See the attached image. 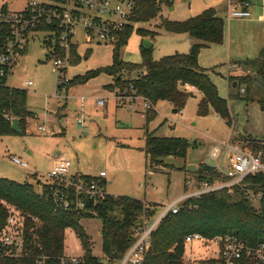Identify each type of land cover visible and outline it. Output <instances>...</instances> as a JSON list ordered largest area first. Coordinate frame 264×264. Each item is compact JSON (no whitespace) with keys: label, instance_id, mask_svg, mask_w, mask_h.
Segmentation results:
<instances>
[{"label":"rangeland","instance_id":"obj_1","mask_svg":"<svg viewBox=\"0 0 264 264\" xmlns=\"http://www.w3.org/2000/svg\"><path fill=\"white\" fill-rule=\"evenodd\" d=\"M249 1H252V13L256 10L255 6H261V0ZM26 3L27 0H0V9L6 6L10 11H22ZM172 8L175 10L171 11ZM209 9L215 10L225 21V30L227 34L231 33L233 51L248 52L251 59L259 58L262 24H231L228 17L230 0H173V6L163 7L155 20L134 25L133 33L120 51V61L141 64L144 40L153 44L150 49L155 61L174 54L189 53L191 40L188 34L168 32L162 27V22H186ZM139 29L148 31L149 36L143 37L138 33ZM78 34L82 60L77 65H72L70 60L64 73L55 66V58L47 49L53 46L52 39L43 34L31 38L25 52L19 55V62L9 78V86L28 92L27 104L34 117L27 119L23 135L0 138V178L31 183L39 191L37 182L45 181L52 160L60 153L61 157L71 161L72 173L97 176L105 171L106 191L110 196H128L144 201L148 207L153 206L155 216L152 221L158 219L176 199L196 191L197 175L203 173L205 167L214 168L221 175L220 179L212 182L221 185L228 181L225 174L232 153L227 145L247 152L264 151V88L255 69H252L254 73L240 65L228 69L226 46H215L202 49L198 62L201 68L209 70L219 95L228 101L232 124H227L213 109L208 116H199L198 104L202 96L185 86L184 89L194 93L195 98L190 99L182 109L183 114L174 113L170 103L162 102L158 106L157 117L147 127L150 132L155 131L156 137L183 138L192 145L196 141V147L188 149L186 159L170 156L159 166L151 165L144 151V129L147 125L144 101L119 106L116 98L129 87L128 82L136 73L129 77L123 72V76L119 75L117 79L102 74L84 85H66L58 90L61 82L113 64V44L86 43L81 30ZM88 52L91 55L87 58ZM247 74L253 77L254 84L251 87H234L235 79ZM28 81H33L34 85L25 86ZM121 81L127 83L122 84ZM109 85H113L111 90ZM242 89L244 93H241ZM98 99H105L106 105L100 107ZM39 127H44L46 132H39ZM217 147L221 152L214 159ZM13 157L27 164V169L13 163ZM190 166L196 167L195 173L188 171ZM191 183L193 186H189ZM252 203L258 208L259 198L252 199ZM80 225L88 236L92 255L106 262L102 250V220L85 218L81 219ZM215 251L217 245L202 237L186 244L184 264L211 258ZM84 255L83 244L76 233L67 230L64 258H82Z\"/></svg>","mask_w":264,"mask_h":264},{"label":"trees","instance_id":"obj_2","mask_svg":"<svg viewBox=\"0 0 264 264\" xmlns=\"http://www.w3.org/2000/svg\"><path fill=\"white\" fill-rule=\"evenodd\" d=\"M172 6L173 0H136L129 24L119 33L113 44V64L76 76L67 85H84L102 74L117 79L123 72L129 77L136 73L129 80V85H133L138 96L153 106L145 112L146 128L157 117L155 107L158 103L168 102L176 112L184 109L189 100L195 98L194 93L184 89L185 86H190L199 90L203 97L198 104L199 116H208L213 109L231 125L228 101L219 95L209 70L201 68L198 62L202 49L224 43L225 22L218 17L215 10L209 9L182 23L163 20L162 27L168 32L186 33L196 41L189 53L174 54L155 61L151 56V49L142 47L141 64L124 63L119 59L121 49L134 31V25L150 23L160 16L163 7ZM2 10L5 11L6 6ZM138 33L145 38L150 34L143 29H139ZM5 36L6 30L0 28V46ZM91 52L87 53V58ZM56 55L62 57L64 54L58 50ZM81 60L77 47H72V65L79 64ZM240 64L248 71L255 69V74L264 88V49L259 58L245 60ZM235 80L236 88L241 85L251 87L254 84L250 74ZM113 85L108 88L111 90ZM238 98L241 97L238 95ZM27 103L26 90L0 83V138L18 135L12 130L14 119L20 121L21 135L24 134L27 119L34 117V112L29 110ZM191 146L195 148L196 141L192 145L183 138H160L147 130L144 151L150 158L151 165L159 166L170 156L186 159ZM197 176L198 180L209 182L221 178L220 173L211 167H205L203 173H198ZM82 178L87 181L93 179L92 176ZM254 198H259L258 208L252 203ZM152 208L153 206L148 207L144 201L128 196H108L98 205L97 218L102 220V250L106 260L102 262L92 255L88 236L80 225L81 219L85 218L71 213H54L53 204L38 194L33 184L0 178V231L11 213L16 211L26 218L25 233L30 241L26 248L27 254L20 259L6 257V249L0 246V264H37L42 257H45L42 264H63L65 233L70 229L76 233L85 250L84 257L76 264H119L135 242L136 231L142 227L144 221H151L155 216V208ZM33 218L39 221L38 229L31 220ZM193 234H199L207 240L233 234L250 245L264 243V174L248 176L241 186L189 200L178 214L166 216L152 233L151 247L144 264H184L185 240Z\"/></svg>","mask_w":264,"mask_h":264},{"label":"built area","instance_id":"obj_3","mask_svg":"<svg viewBox=\"0 0 264 264\" xmlns=\"http://www.w3.org/2000/svg\"><path fill=\"white\" fill-rule=\"evenodd\" d=\"M136 7V0H27L22 11H10L7 7L0 9V28L6 30L5 39L0 46V83L9 86V78L19 62V55L23 54L29 40L36 35L43 34L52 39V47L47 48L55 58V66L61 73L67 68L71 60L72 47L79 52L78 31L81 30L86 43L114 44L121 31L129 24V18ZM251 2L249 0H230V19H248L251 17ZM53 37V38H52ZM62 52V57L56 53ZM68 84V81L58 84V90ZM33 81L25 82V86L32 87ZM194 91L201 92L194 87ZM245 90L242 89L241 93ZM58 95V92H57ZM202 95V94H201ZM119 106L136 104L144 101L146 111L153 106L143 97L138 96L133 85L116 95ZM100 107L106 105L105 99H98ZM180 110L179 114H183ZM145 115V114H144ZM81 122V121H80ZM82 125V122L80 123ZM38 131L45 133L44 127ZM232 157L229 159L225 177L228 181L219 185L215 182L197 179L196 191L190 192L176 199L168 205L160 217L151 222L144 221L142 227L136 231L135 242L125 253L119 264H144L145 257L151 247V236L160 222L169 214L176 215L189 200L200 199L203 195L241 186L243 181L251 175L264 174V151L247 152L239 147L227 145ZM214 159L220 155L221 149L215 148ZM12 162L27 169V164L13 157ZM72 163L68 159L58 156L52 161V166L45 177V181L37 182L38 194L44 196L54 207V213H71L83 218H97V207L108 196L106 191L105 171L100 172L93 179H83L81 173L71 172ZM234 180L233 182L230 181ZM230 181V182H229ZM189 186H193L191 183ZM39 228V221L31 219ZM26 218L14 211L0 231V246L6 249V257L20 259L24 257L30 243L26 237ZM202 236L193 234L186 237V244L201 240ZM217 245V251L208 259L193 264H264V243L250 245L233 234H225L210 239ZM0 247V248H1ZM38 260L37 264H42ZM80 258H62V263H78Z\"/></svg>","mask_w":264,"mask_h":264},{"label":"crops","instance_id":"obj_4","mask_svg":"<svg viewBox=\"0 0 264 264\" xmlns=\"http://www.w3.org/2000/svg\"><path fill=\"white\" fill-rule=\"evenodd\" d=\"M260 4H261V6L259 8H257V6L254 7V8H256V10L254 9L253 13L251 11V17L250 18H248V19H230L229 18V22L231 24H238V23L249 24L250 23V24H252L250 26H253L255 24H262V44L260 42V44L258 46L259 47V50L261 49L260 50V53H261V51L264 49V0H261L260 1ZM174 10H175L174 8L171 9V11H174ZM228 14H229V12H228ZM253 16H254V18H252ZM233 20H236V21H233ZM189 38L191 40V41H189V44H190V47H192L193 44L196 43V41L193 40L190 36H189ZM215 46H221V47H223V46L225 47L226 46V48L228 50V57H229V61H228V65L229 66H228V69L231 68V67H234V68L235 67H238V65H240L242 67V64H240V63L243 62V61H245V60H254V59H251L250 58V54H248V52H245L244 53V52H239V51H236V50H234V51L232 50L231 33L230 34H227L226 30H225L224 43L222 45H212V46H209L208 48L215 47ZM255 59H257V58H255ZM214 81H215V79H214ZM78 86H80V85H78ZM75 87H77V86H75ZM202 98L203 97H201V100H202ZM161 103L162 102L158 103L157 106L155 107V110L157 111V115H158V110L157 109H158L159 104H161ZM171 107L173 108L172 105H171ZM173 112L175 113L174 108H173ZM145 129H146V133H147V130L149 131L148 127L145 128ZM150 133H153V132H150ZM154 133H155V131H154ZM145 140H146V136H145ZM58 155L60 156L61 154L58 153ZM101 172H103V171H101Z\"/></svg>","mask_w":264,"mask_h":264},{"label":"water","instance_id":"obj_5","mask_svg":"<svg viewBox=\"0 0 264 264\" xmlns=\"http://www.w3.org/2000/svg\"><path fill=\"white\" fill-rule=\"evenodd\" d=\"M242 1H244V0H242ZM152 45L153 44L149 40H144L143 41V48L146 49V50H149L152 47ZM213 81H214V79H213ZM255 84L257 85L256 81H255ZM234 87H236V83L234 84ZM175 113H177V112L175 111ZM12 130L18 135L22 134V130L20 129V121L18 119H14L12 121ZM188 171L190 173H195L196 167L195 166H190L188 168Z\"/></svg>","mask_w":264,"mask_h":264}]
</instances>
